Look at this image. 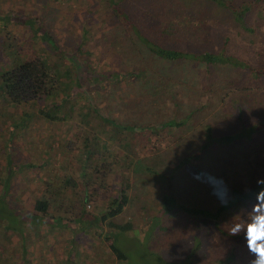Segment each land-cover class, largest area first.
Segmentation results:
<instances>
[{
	"label": "rangeland",
	"instance_id": "rangeland-1",
	"mask_svg": "<svg viewBox=\"0 0 264 264\" xmlns=\"http://www.w3.org/2000/svg\"><path fill=\"white\" fill-rule=\"evenodd\" d=\"M250 1L254 0H234L233 4L250 6ZM205 2L128 0L123 7L130 11L143 10V20L137 23L143 21L140 29L147 37L174 48L178 46L183 51L199 53L205 49L219 50L224 43L222 38L228 34L226 27L230 26L228 22L231 18L225 9ZM261 8L263 5H260ZM155 10L163 13L164 24L173 23L176 31L173 37L160 35L159 28L164 29L167 25L159 27L157 21L145 19H149L144 16L145 11L153 14ZM213 14H219V19L215 21ZM0 16L11 19L5 21V27L0 22V64L2 59L7 60L5 57H9L12 51L20 53L24 59L42 57L54 62L59 60L50 45L23 22L29 20L39 23L64 51L74 50L76 45L82 44L86 69L93 76L105 77L97 80L91 76L87 82L82 81L81 90L77 91L81 98L67 120L45 121L38 110L46 108L42 104L35 105L37 111L33 107H12L14 117L9 116L10 119L18 124V119L24 116L26 122L21 126L15 125V129L5 122L6 116H0V196L6 186L8 165L11 166L9 159L15 165L5 202L13 209V215L19 218L20 223H24V233L20 235L6 232L8 218L0 221V264H128L118 263L110 254L111 239L107 237L111 235L112 228L108 223H96L86 231L72 226L74 217L79 213H84L88 220L95 216L98 218L103 208L102 202L127 185L129 188L125 191L130 203L115 219V223L132 221L135 230L139 229L138 236L132 232L119 235V246L132 264H225L231 255L234 259L229 264H250L254 257L248 252L246 240L238 242L226 236L230 235V226L224 221L227 215L213 221L210 216L194 219L183 212L164 214L161 198L166 192V185L143 175V172L139 176L130 172L135 160L141 157L145 165L171 172L182 157L201 144L198 132L196 135L189 131L181 132L182 129L168 132L164 134L166 142L163 146L148 157L143 156V147L138 144L127 152L115 148L110 142L107 153L101 145H108L112 132L88 108L91 103L97 108L98 115L115 122L140 126L164 123L170 118L180 120L189 111L215 102L218 94L221 96L226 92L220 88L224 87L226 78L237 77L241 81H248V76H240L233 68L215 67L209 72L202 64L192 61L156 59L144 47L139 48L141 53L132 52L128 47L131 44L129 41L137 42V38L113 14L107 0H0ZM134 17L138 19V16ZM260 18L258 12H250L246 19L248 25L256 26L263 23ZM260 29L264 32V27ZM172 39L177 41L171 42ZM240 55L249 57L252 53H246L241 48ZM139 57H142L143 64L149 65L148 73L143 70V84L136 77L127 76L136 71L133 68L139 65L135 61ZM59 64L62 72L68 71V75L74 78L72 66L67 60ZM118 75L128 78L114 79ZM212 79L215 85L207 90L206 86ZM84 89L89 90L86 96L92 102L83 94ZM207 113V109H202L197 116ZM200 122L196 124L198 128L201 127ZM202 123H209L215 135L240 129L236 119L230 120L224 114L207 116ZM182 133L183 139L180 138ZM93 136L101 149L86 163L84 170L83 163L87 161L84 149L92 143ZM138 136L142 134L138 133ZM139 139L134 137L135 141ZM191 141L193 144H190ZM235 152V149L232 152L224 149L220 152L221 160L211 157L192 162L204 173L202 178L195 179L197 181L183 177L184 173H189L184 166L176 171L172 175L173 185H167L169 188L173 186L174 193L172 188L171 192L176 202L209 210L220 206L221 200L231 199L234 191L243 195L256 189L251 168L256 167L257 179L264 174V165L262 162L251 163V160H242L241 163L229 161L227 164L225 158L229 154L240 156L241 153ZM126 179H130V183L122 185ZM66 180L74 182L73 190L64 183ZM84 197L90 199L83 208ZM43 198L50 204L49 213L44 216L46 224L34 225L36 222L32 224L30 221L33 206L36 200ZM244 209L242 205L236 209L238 222L248 220L250 211ZM155 216L163 230L152 227L151 219ZM52 218L54 222L50 224L48 220ZM62 221H66V225ZM241 234L244 237L243 231ZM21 238L25 241L23 247ZM199 241L201 248L195 256L188 258ZM23 248L24 252L21 250Z\"/></svg>",
	"mask_w": 264,
	"mask_h": 264
},
{
	"label": "trees",
	"instance_id": "trees-1",
	"mask_svg": "<svg viewBox=\"0 0 264 264\" xmlns=\"http://www.w3.org/2000/svg\"><path fill=\"white\" fill-rule=\"evenodd\" d=\"M127 1L128 0H107L113 14L116 15L118 20L121 21L126 28H129L128 30L137 38V42L129 41L131 44L128 47L132 52L133 50L140 52L139 48L141 47L143 49L144 47L145 50L156 59L169 62L184 60L192 61L202 64L207 70L215 67L226 69L233 68L237 70L240 76H248L249 79L248 81H241L237 77L227 76L229 78L224 80V87H220L222 88L221 91L225 90L226 92L221 96L218 94L215 102H209L205 104L203 108L200 107L189 111L186 115H183L180 120H177V118H170L168 121L158 124L145 123L140 126L136 125V123L125 124L115 122L106 116L98 115L97 108H94V105L90 103V106L88 104L89 111L96 113L100 122L112 132L108 145L104 143L101 147L104 150L106 149L108 153L110 150L109 143L111 142V145L115 146V148L121 151L127 150L128 152L132 151L129 150V148L133 149V146L138 144L143 147V156L148 157L157 152V149L163 146L164 141L166 142L164 134L181 129V132L186 131L187 133L189 131V133H194V135L198 132L201 135V144L198 146L196 145L190 153L186 154L185 157H182L181 162L177 163V165L172 168L171 172L160 171L156 168L145 165L144 160L143 163L141 161L142 157L135 160L134 170L132 169L130 172L131 174H135V176H139V174L143 172V175L151 177L166 185V192L161 198V209L164 214L172 215L177 212H183L194 219L199 216H210L213 221H216L217 219L220 220L223 216L227 215V218L224 221L227 222L228 226H231L233 223L238 222L236 209H239V206L242 205V207L245 209L248 208L249 210L250 204L255 202V191L260 190V187L256 182L259 179H264V174L256 179V167L255 169L251 168V173L253 172L254 175L252 181L253 185L256 186V189L244 193L243 195H239L237 191H234L232 193V198L227 201V206L220 205L209 210L178 204L172 195L173 186H170L169 188L167 185H173L174 182L172 175L179 169H183V166L184 169H189V173H184L185 175H183L185 179H194V181H197L195 180L196 178H202L204 173L199 171L200 169L198 167L192 165V162H197L202 158L205 159L211 157H215V160L216 158L221 160L220 152L224 149L230 152H232V149H235V153H241L240 156L232 155V153L229 154V157L225 158L227 164H229V161H239L237 163H241L242 160L245 162L251 160V163L262 162L264 165V32L260 29L264 27V0L250 1V6L246 4L236 6L233 4L234 0H204L206 1L205 4L213 3L218 8L225 9L226 12L230 13L228 17L231 18H229L228 22L230 26L226 27L228 34L222 38L224 43H222L219 50L211 51L205 49L201 50L199 53L183 51L178 49V46L174 48L166 43L162 44L160 41H154L147 37L141 32L142 29H140V27H143V21L137 23L138 21L143 20V10L140 12L136 9L133 11L127 10L123 7V4ZM260 5H263V8L260 9ZM165 10L166 9H164L163 12ZM250 12H258L261 16L260 19L263 23L261 25L258 23L256 25L257 28L256 26H250L247 23L246 18ZM144 14V16L149 17V19L145 17L146 20L157 21L159 27L163 26L164 18L162 17V12H157L155 10L152 14L150 11H145ZM213 15L215 21L219 19V14L217 16H215V14ZM134 16H138V19ZM6 20L9 21L11 19L0 16V22L3 27L6 26ZM23 22L27 25L30 31L37 36H40V39L50 45L53 54L58 56L59 60L54 62L42 57L24 59V57L16 51H12L9 57L6 56L5 58L7 60H1L0 105H2V110H0V116H6L5 122H7L10 127L12 126V129H15V125L17 126L20 124L19 126H21L26 123L24 116L18 119V124L10 119L9 116L14 117V110L12 107H33L34 110L37 111L38 108L36 109L35 105L42 104L46 108L44 109L41 107V109L38 110L45 121L61 122L67 120L69 118L68 116L74 113L75 106L81 98V95H79L77 91L79 89L81 90L82 81L87 82L91 79V76L97 78V80L105 78L102 75L93 76L91 75V72L86 69L87 67L84 63L85 57L83 56L85 52H82V44L76 45L74 50L70 49V51H64L58 46L56 40H54L47 31H44V29L40 27L39 23L29 20ZM166 25L167 27L164 29L159 28L161 32L160 35L173 37L176 33L173 23L168 25V23L165 22L164 26ZM206 27L208 28L207 25ZM174 40L177 41L176 39ZM174 40L172 39L171 42H174ZM133 45L134 48L132 47ZM241 48L246 53H252V56L242 57L240 55ZM232 50H237L238 52ZM63 60H67L72 66L74 78L70 77L71 75H68V71H61L59 62ZM135 61L139 63L138 66H134L133 68L136 70V75H134L135 72H131V74L127 76H134L140 80V84H143V70L147 72L149 65L148 63L143 64L142 57H139ZM127 76L118 75L114 77V79L118 80L126 78ZM213 81L214 80L212 79V81L207 84V90H210L215 85L212 84ZM231 89L233 90L230 92ZM213 91H215V89H213ZM82 92L85 94L87 100L92 102L91 99H89L90 97L86 96L89 95V90L84 89ZM56 98L58 99L56 100ZM174 105H176V102ZM202 109L208 110L207 115L201 117L199 115L197 116V114L202 113ZM24 113L26 112L24 111ZM217 114H224L230 120L236 119L240 123V129H237L232 133L223 132L215 135L213 132L214 128L209 123H202V121L207 116H216ZM199 121H201L200 128L196 126ZM138 133L142 134V136H138ZM135 136L140 138L139 141L134 140ZM180 138H184V133L180 134ZM97 141L93 136L92 143L87 144V148L84 149L87 157V161L83 163L84 170L86 169V163L91 161L93 156L100 152L101 148L99 143H96ZM192 141L190 144H193ZM94 147H97L98 149H95ZM8 164H11V166L8 165L7 181L4 183L6 186L0 196V221L8 218L9 224L5 226L6 232L23 235L24 223H20L19 218H16L15 215H13V209H10L5 202L6 195L10 188L8 185L13 177V167L15 165L12 161H9V159ZM252 165L253 164H251V166ZM123 182L124 181L121 183L122 185L129 184L130 179H126L125 184ZM64 183L73 190L74 182L72 180H66ZM127 188H129L128 185L125 189ZM125 189L119 188L115 196H110L102 202L103 208L100 210L101 215L98 218L95 216L91 220H88L85 218L84 213H79L74 217L72 226L77 230L86 231L88 228L94 227L96 223H108L112 228L111 235L107 237L108 239H111L109 247L110 254L115 257L118 263L132 264L127 255L121 250V246H119V235L132 232L135 233V236H138L139 229L135 230V223H132V221L126 222L125 224L115 223V219L123 213L126 205L130 203ZM89 199L90 198L88 197L82 199L83 208ZM33 207L34 212L31 213L32 217H30V221L32 224L36 222L34 225L39 224L38 226H45L46 220H44V216L49 213V202L45 198L39 199L36 200ZM48 221L50 224L54 222L53 218ZM64 222L66 225V221H62V223ZM151 225L152 227H159L157 216L151 219ZM159 228L160 230H163L161 227ZM226 236L233 241L238 242L243 241L244 239L242 234H239L238 236ZM21 243V246L23 247V244L25 243L23 238H21ZM197 243L198 244L192 249L190 255H188V258L195 256L201 248V242L199 241ZM21 250L23 252L25 251L24 248ZM144 251H146V247L144 248ZM149 254L156 256L153 253ZM233 259L234 257L231 255L225 264L231 263ZM214 264L223 263L217 262Z\"/></svg>",
	"mask_w": 264,
	"mask_h": 264
},
{
	"label": "clouds",
	"instance_id": "clouds-1",
	"mask_svg": "<svg viewBox=\"0 0 264 264\" xmlns=\"http://www.w3.org/2000/svg\"><path fill=\"white\" fill-rule=\"evenodd\" d=\"M260 190L255 193L248 220L235 222L229 228L231 236H238L244 232L246 247L254 259L250 264H264V179L257 180ZM222 206H227V201H220Z\"/></svg>",
	"mask_w": 264,
	"mask_h": 264
}]
</instances>
